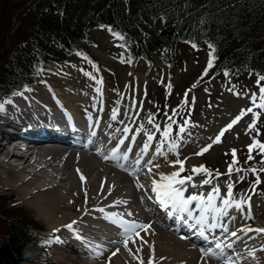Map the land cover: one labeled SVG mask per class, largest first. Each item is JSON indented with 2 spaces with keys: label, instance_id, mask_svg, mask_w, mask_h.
Returning <instances> with one entry per match:
<instances>
[{
  "label": "bare ground",
  "instance_id": "obj_1",
  "mask_svg": "<svg viewBox=\"0 0 264 264\" xmlns=\"http://www.w3.org/2000/svg\"><path fill=\"white\" fill-rule=\"evenodd\" d=\"M12 100L14 104L9 103L5 111H0L3 116L0 120L18 121L26 126H29L30 117H40L43 121L50 118L49 123L61 122L60 118H55L56 108L40 106L42 104L39 103L45 102L41 99L39 103L29 102L26 97L19 95ZM59 100L58 103L64 104L70 114L74 113L88 122L95 121L97 116L93 118V112L80 107L78 111L77 106L71 102L61 98ZM41 110L43 114H40ZM78 126V129L75 127L72 131L73 136L67 134L66 138L62 133L50 134L48 129L51 126L40 127V140L26 147H22V140L17 137L26 136L30 139L33 135L27 133L25 128L11 127L3 131L9 140L0 145V153L4 154L5 159L14 157L20 161L17 165H11L8 160L5 162L0 159L1 178L34 208L36 215L46 223L52 237H61L59 241H55L56 249L61 254L58 260L64 264H149L151 257L153 264H219L211 260L206 252L198 250L178 236L166 223L152 221L153 215L148 214L147 204L142 202L144 195L154 194L151 191L152 178L155 176L159 179L158 173L173 171L174 166L168 163L171 159L170 151L164 149L166 155H161L151 147L152 153L146 154L149 148L143 151L142 146L139 148L137 143L131 145L132 139L128 137L121 143L122 131L110 130L106 123L101 124L102 129L111 135L110 140L117 141L120 147L125 142L130 150L146 158L145 164L151 169H145V164H139L128 172L129 168L126 166L123 167L124 170L116 167L118 163L115 160L102 159L100 152L91 143L81 142L71 146L73 140L85 135L83 126L87 127L88 124L79 123ZM54 138L67 140L54 141ZM9 144L11 148L6 149ZM105 145L106 143L101 147L102 151ZM149 161L151 165L148 164ZM140 171L143 173L138 176ZM201 180L205 179L192 175V181H185L188 184L185 194L200 192ZM138 181L143 187L138 186ZM113 200L117 203L113 204ZM108 212H119L126 219L142 221L150 227L137 229L140 236H136L134 241L133 237H128L129 243L125 246L122 228L114 222V218H108ZM228 214L231 218H228L227 223L232 230H236L239 237L237 240L230 236V239L235 240L234 251L239 257L238 264H264V247H261L264 245V233L257 230L264 223H255L252 213H246L240 208L233 209ZM239 219L251 231L245 232L243 228H237V224H241ZM73 220L76 233L63 227ZM53 229L57 231L53 232ZM86 236L100 239L99 243L104 247L99 249V255L95 254V246L85 249ZM250 258L252 262L249 261ZM220 264H224V261Z\"/></svg>",
  "mask_w": 264,
  "mask_h": 264
},
{
  "label": "rangeland",
  "instance_id": "obj_2",
  "mask_svg": "<svg viewBox=\"0 0 264 264\" xmlns=\"http://www.w3.org/2000/svg\"><path fill=\"white\" fill-rule=\"evenodd\" d=\"M13 2L16 3V6L13 12L9 14L8 21L5 22L3 27L1 37V43L4 44L3 46L7 45L14 34H24L32 21L28 15L34 10L31 8V5L34 4V0H13ZM56 3L61 6L62 0H56ZM154 23H159V20L155 19ZM2 40H4V42ZM180 44L181 42L177 43V53L170 67L163 64L164 62L158 59L157 55H152V65L142 60L128 62V60L122 56V53H119L118 49L120 47L115 45L113 36L107 33L104 27L98 26L90 29L87 32V39L82 44L77 45V48H81V52L83 53L72 54L68 58L67 63L57 66L54 69L49 68L47 72L38 73L35 77L36 83L35 86L33 85V91H36L35 94L37 93L36 96L40 99H49L53 96V93L56 95L59 94L64 100L77 106L79 111V107H87L89 101L93 100L95 97L92 91L93 82L91 81V75H89L91 70L99 71L97 74L100 75L101 80L105 84V88H107V92H105L108 98L107 101L109 100V102H113V99L118 100V97L115 98L117 90L121 91L123 94L129 93L126 86L134 87L137 78V91L144 92L145 99L141 108L142 111L133 125L134 128L137 125L140 127L142 124L146 131H155L158 138L160 131L154 129L152 123L147 119L149 115L155 114L154 120L161 125L162 129L164 124L168 122V116L171 115L172 110L174 108L177 111L180 109V106L175 107V104L179 102V97L187 96L186 99L183 100V102H186L185 106H187V108L188 105H192L191 110L193 111L190 117L187 118L188 121L186 122L185 130L178 134L176 129L173 130L172 128L173 133L179 135L176 136L178 140L176 152L170 151L167 143L164 145V149L171 152L170 161L178 160L179 157L183 156L184 158V155H188L191 157L185 160L184 164L186 165L188 162L191 165L194 162H203L223 171L227 170L224 168V165H227L225 162H230V158H233V156H231L233 153L231 150L235 149L242 162L246 161L247 164L248 162L250 164L261 162L258 150L256 149L257 153H254L253 148L250 151L248 145L252 143L254 136L264 141V110L256 109L261 112V115L257 118V124L253 128L248 127L250 123L248 115L251 112L246 113L245 115L247 117L241 118L235 125L225 128V125H227V122L231 119L230 116L237 115L238 111L242 108H246L249 103V101L244 98L240 99L236 97L239 91L234 92V89H236L237 86H240L239 88L244 86L252 90L255 89L256 83L255 78L252 76L253 74L242 72L238 76H233L230 81H225V77L222 74H217L212 77L210 81H203L200 83L199 86L191 92L193 89L191 83L194 82L196 78L200 77L206 64L207 51L200 46L195 53L193 49H188L186 44ZM179 49L181 51L180 56H178ZM79 55L82 56L80 57ZM89 56L94 58L93 63L90 61L92 57ZM3 59L2 49L0 47V66L3 64ZM162 73L163 77L165 75L164 79L160 78ZM43 78L47 81V84L43 82ZM169 79H171V83ZM123 83L124 85L122 87ZM143 83L145 84V88L141 89ZM169 83L170 85H168ZM52 85L56 87V91L48 89L50 86L52 87ZM129 97L136 99L134 110L137 111L141 106L140 96L136 95ZM128 106L130 107V101L128 102ZM91 107L92 101H90L89 109H87L90 112L93 111ZM186 110L188 112V109ZM178 115V119L176 118L177 115L172 119L181 121L180 117L182 115ZM133 120L134 117L130 119V122L132 123ZM222 122H226L223 125V138L221 141H218L214 139V135L217 128L220 127L219 123ZM173 126L177 127L178 125L173 124ZM256 127L261 129L259 133L256 132ZM128 138H130V136H128ZM140 141L141 140H138V142ZM205 142H207L209 147H207L202 154L200 152H196L197 154H195V150L198 147L206 145ZM136 143V139L131 140V145ZM256 147L257 146H255V148ZM149 152H151V149ZM177 152L179 156H177ZM249 155H251V159H249ZM168 163L173 165L174 169L180 167L179 163ZM257 165L258 163L256 166ZM260 168L261 166L259 164L256 176L259 175V178L263 181L259 184L260 188L257 189L256 193L251 197L252 206L250 209V212L258 217H256V219L254 218V220L259 219L255 221L256 223L259 221H261L260 223H264V168ZM181 172L178 174L180 175ZM252 174L253 172L242 170L241 172L226 173L225 175L236 183L242 180L243 183H241L243 185H241L240 190L243 189L242 193H244L246 191V189H244V184L248 180H251L250 175ZM189 175L197 174L191 173ZM240 177H243V179H240ZM238 195L243 196L239 193ZM13 207L14 209H12ZM7 208L12 209V212L18 210L27 222H32L35 226H40L41 229H38V231L41 232L43 236L44 234H49L50 237L52 236V234L48 232L46 223L36 215L34 208L30 206L26 200L22 199L19 192L12 186H9L8 183H5L0 176V213L8 212ZM240 209L246 211V209L243 210L241 207ZM6 229V226L3 225L0 220V264H8L12 257ZM46 238L48 237H45L44 241H47ZM55 241L56 240H53L49 244L43 243L47 246L54 263L64 264L62 261L58 260V256L60 257L61 254H59L56 249ZM74 255L77 256L76 254ZM249 261L252 262V258H250Z\"/></svg>",
  "mask_w": 264,
  "mask_h": 264
},
{
  "label": "trees",
  "instance_id": "obj_3",
  "mask_svg": "<svg viewBox=\"0 0 264 264\" xmlns=\"http://www.w3.org/2000/svg\"><path fill=\"white\" fill-rule=\"evenodd\" d=\"M35 2L30 30L3 46V27L16 3L0 0V95L31 83L38 69L63 62L99 25L121 33L118 45L131 59L150 61L157 53L169 64L178 42L202 43L215 58L205 75L221 69L264 75V0H63L60 8L54 0ZM12 209L0 220L14 264H53L30 230L33 223Z\"/></svg>",
  "mask_w": 264,
  "mask_h": 264
},
{
  "label": "snow or ice",
  "instance_id": "obj_4",
  "mask_svg": "<svg viewBox=\"0 0 264 264\" xmlns=\"http://www.w3.org/2000/svg\"><path fill=\"white\" fill-rule=\"evenodd\" d=\"M103 27V25H101ZM109 30L111 31V26H108ZM116 36H121V33L115 32ZM211 47V46H210ZM214 57L210 53L208 66L205 68V72H207L208 68L211 67ZM225 75L228 74V69H225ZM91 75V73H89ZM261 80H264V75L258 74V79L256 81L257 85H259L258 93L256 91H252L251 93V105L242 108L239 112V114L230 122V124L225 125V128H228L231 126V123H235L237 120L240 119L241 116L244 115L245 112H251L253 115V118L251 122L249 123L248 127L253 128L257 124V118L261 115V112L256 110L257 108L264 110V84H261ZM29 86L27 84L23 85V88L27 89ZM101 89L98 87L97 91H100ZM15 94V93H14ZM23 94L22 92L20 93ZM240 95L241 93H237ZM14 104L15 102L12 100L11 96H5L0 97V111L6 110L7 104ZM179 107V105H177ZM118 109L114 108L111 116L113 118L116 117ZM179 113L176 112V109L174 108L172 110L171 115L168 116V122H166L161 129V125L159 123H156L154 120L155 114H151L148 117V120L152 123L154 129L160 131V138L156 143L155 152L157 154L166 155L164 152V145L167 143L168 149L172 152H176V144L178 143V140L176 139V133H173L172 125L177 124L178 129L177 133H181L185 130L186 123H181L177 120L172 119V116L178 115ZM143 129V125L141 124L140 127L137 129V131H140ZM129 126L125 125L123 131L125 134L128 133ZM256 132L259 133L261 129L259 127L255 128ZM224 128L220 130L221 133H223ZM94 135V133H93ZM156 135L155 131L147 130L145 131V140L142 144V150L147 151L149 148V144L152 142L153 137ZM91 139V137L89 138ZM133 140H135V136L132 137ZM220 136H216V140H219ZM121 143L124 140V137H120ZM253 146H258V149L261 153H264V141H261L257 137H253L252 143L248 145L249 150L253 148ZM208 145H205L204 148H201V152H203ZM120 145L117 144L115 147L111 148L109 156L105 157L106 159L111 158L113 160H116L117 163H120V166L123 167V163L120 159V157L127 158L129 155V151H119ZM130 150V146H129ZM97 152H100L103 155L102 149L97 148ZM233 151V161L236 160L235 156V149ZM177 156H179V153H176ZM251 155H249V159H251ZM261 160L264 161V156H261ZM172 164L179 163L180 167L174 169L171 172H160L158 173L159 179H157L155 176L152 178L151 181V191L155 194L154 199L158 202L157 206L164 211V213L168 216H174L178 220H182L183 223L186 225H194L196 227V230L203 233L206 239H210L213 244L211 246H208L206 249H201L202 252H207L209 254H212L213 256H216L224 261V264H238L239 257L237 253L234 251L235 248V240L229 239L228 235H231L235 239H239V237L236 235V230H232L228 235H221V236H214L208 233L205 229L206 228H214L217 226V220H219L221 217H228L231 218L228 214V209L235 206L237 208L241 207L242 204L246 203V201L243 198L237 199L234 196L233 193V184L228 183L227 184V194L224 195L221 200L218 202L217 197H221L220 193V186L219 184L214 185L205 195L203 189H201L200 192H191L189 194H185L186 190L188 189V184L185 183V181H192V175H179L183 170L184 160H171L169 161ZM135 163L139 165L140 158H137L135 160ZM149 165H151V161L148 162ZM193 169L196 172H199L203 170V172L207 173L209 170L205 167L204 164H200L199 167L193 165ZM151 170V169H149ZM233 165L229 164L228 171L231 173L233 171ZM236 171H239V169H235ZM79 171V169H78ZM252 172H257V168L253 166L251 168ZM217 175H220L219 172L216 173ZM81 177L83 178V173H81ZM240 179H243V177H240ZM193 185H195V182H192ZM211 184L212 181L210 179L201 180L200 184ZM255 183H259V175H257V180ZM138 186L143 187L142 184H139ZM111 191V189H109ZM113 204H116L117 201L113 200ZM130 211V210H129ZM108 218L112 219L114 218V222L121 226L122 228V234L125 237L123 243L125 246L128 245L129 240L128 237H133V241L135 240L136 236H140V233L137 229L144 228L147 229L150 227L148 223L137 221L135 219H126L124 215H122L119 212H108L107 213ZM187 216L190 219H184V217ZM75 220L70 221L67 225H64L63 227H67L71 229L74 233L77 232V229L74 227ZM221 228L227 229V224H220ZM241 228L244 229L245 232L251 231L250 228L246 227L245 225H241ZM259 232L264 233V227H259L257 229ZM56 229H53V232H56ZM80 239H83V237H79ZM143 239V237H140ZM61 239L60 236L56 235L51 237L49 240L44 241V243H51L52 240L59 241ZM89 247H93V245H89ZM103 245H96L97 251L95 252L96 255L100 254L99 249L103 248ZM261 247H264V245H261ZM139 259V257H138ZM149 264H153L152 258L149 257Z\"/></svg>",
  "mask_w": 264,
  "mask_h": 264
}]
</instances>
